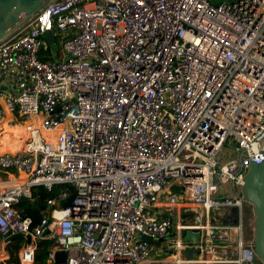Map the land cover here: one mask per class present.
<instances>
[{
	"label": "built area",
	"instance_id": "obj_1",
	"mask_svg": "<svg viewBox=\"0 0 264 264\" xmlns=\"http://www.w3.org/2000/svg\"><path fill=\"white\" fill-rule=\"evenodd\" d=\"M8 113L27 131L0 154L25 176L0 184V236L31 237L19 264L38 241L45 264L58 250L65 264H202L205 247L213 263L262 264L242 185L264 160V0H51L0 40V122ZM38 186L56 192L33 223L16 204ZM231 207L236 222L208 220ZM143 235L172 238L170 258Z\"/></svg>",
	"mask_w": 264,
	"mask_h": 264
},
{
	"label": "water",
	"instance_id": "obj_2",
	"mask_svg": "<svg viewBox=\"0 0 264 264\" xmlns=\"http://www.w3.org/2000/svg\"><path fill=\"white\" fill-rule=\"evenodd\" d=\"M51 0H0V40L7 36L10 32L24 23L36 11L47 4ZM214 4L228 0H210ZM236 1V0H234ZM45 37L49 41H53V37L49 32L45 33ZM243 198L252 205L254 213V231H253V248L261 263L264 264V160L259 163H252L250 169L244 179L242 185ZM20 202L30 201L24 197L19 198ZM233 218L228 214H223V222H236L238 209L231 207L229 209ZM25 238L27 241L31 239L30 235H23L16 233L9 235L4 239L5 243L15 241L17 239ZM182 238L185 241L200 240V232L186 229L182 233ZM142 239L151 243L153 239L149 236H142ZM163 240V239H159ZM186 257H197L199 250L195 247L187 248L183 251ZM67 259V252L58 250L54 254L55 264H65Z\"/></svg>",
	"mask_w": 264,
	"mask_h": 264
},
{
	"label": "crops",
	"instance_id": "obj_3",
	"mask_svg": "<svg viewBox=\"0 0 264 264\" xmlns=\"http://www.w3.org/2000/svg\"><path fill=\"white\" fill-rule=\"evenodd\" d=\"M4 125H6L5 129L3 128ZM26 137H27V131L25 128V123L15 120L14 116L12 114H9V113L6 114L3 121L0 122V149L7 148L11 152H15L16 150L21 149L25 145ZM2 153H10V152L4 151ZM2 153H0V154H2ZM14 175H17V177L11 176L10 173H8L5 170L0 168V184L2 183L3 180H5L9 177L16 178L15 179L16 181H19L20 179H22L20 177L21 174H19V175L14 174ZM172 207H175V206H172ZM187 209L188 210L191 209L190 213L191 214L193 213L194 215H196L194 208H187ZM170 210H171L170 207L167 208L166 209L167 213H169ZM174 210L175 209L173 208L172 211H174ZM225 213L228 214V216L230 218H233L229 210L226 211ZM222 216H223V214L220 217L210 216V218L208 220L210 222L217 223V222L221 221ZM202 217H204V216L202 215ZM245 230H246V234H247L246 226H245ZM171 240H172V238H167V239L162 240V241L161 240H153L150 244L153 246L155 256L157 255L158 257H161L164 260H168L170 258L169 253L171 252V250H168L169 246L171 244ZM206 242H209L208 237L205 238L204 234H202V235L200 234V240L197 243L198 244H205ZM218 244H219V246L217 248V252L219 255H221L225 258L233 257V255H234L233 250H232V255H231L230 249L223 242H218ZM164 249H166V250H164ZM209 254L210 253H208L206 251V247H205V250L200 251V255L202 256V258H205V260H207L206 262H204L202 264H225V263H221V262L213 263L211 261H208L209 260Z\"/></svg>",
	"mask_w": 264,
	"mask_h": 264
},
{
	"label": "trees",
	"instance_id": "obj_4",
	"mask_svg": "<svg viewBox=\"0 0 264 264\" xmlns=\"http://www.w3.org/2000/svg\"><path fill=\"white\" fill-rule=\"evenodd\" d=\"M0 149V153H2ZM59 187V185H58ZM57 188V187H56ZM56 189L53 191H47L45 188L38 186L32 189V200L25 202H18L16 208L22 212V214L31 217L33 223H37L40 219L47 214V200L54 197ZM69 201L63 202L62 205H67ZM1 238V236H0ZM49 241H38L36 245V255L34 264H45L48 254ZM22 245V239H17L15 241H10L6 243V250L8 252L7 262L13 264L19 263L18 251Z\"/></svg>",
	"mask_w": 264,
	"mask_h": 264
},
{
	"label": "rangeland",
	"instance_id": "obj_5",
	"mask_svg": "<svg viewBox=\"0 0 264 264\" xmlns=\"http://www.w3.org/2000/svg\"><path fill=\"white\" fill-rule=\"evenodd\" d=\"M51 46H52L53 51L56 52V48H57L56 44H52ZM2 150H4V149H2ZM186 206L188 208H194V210H196V212H198V210L196 209L195 206H193V207H191L190 205H186ZM170 209L172 210L173 207H170ZM190 211H191V209H190ZM244 215H245L244 216L245 222L247 221V224H246L247 234H246V230H244V235L246 237H252L254 226H252L251 223L254 225V213H253V207L250 203H247V205L244 209ZM247 218H248V220H247ZM24 240L25 239L22 238V243L24 242ZM18 253H19V251H18ZM8 257H9V255H8L7 250H6V243L4 241V237H1L0 238V264H13L11 262H7Z\"/></svg>",
	"mask_w": 264,
	"mask_h": 264
},
{
	"label": "bare ground",
	"instance_id": "obj_6",
	"mask_svg": "<svg viewBox=\"0 0 264 264\" xmlns=\"http://www.w3.org/2000/svg\"><path fill=\"white\" fill-rule=\"evenodd\" d=\"M3 128L5 129L6 128V125H4L3 126ZM4 151H9V152H11L9 149H7V148H5L2 152H4ZM21 174V178L22 179H20L19 181H17V182H24L25 181V176L22 174V173H20ZM254 226V225H253ZM230 254V253H229Z\"/></svg>",
	"mask_w": 264,
	"mask_h": 264
}]
</instances>
